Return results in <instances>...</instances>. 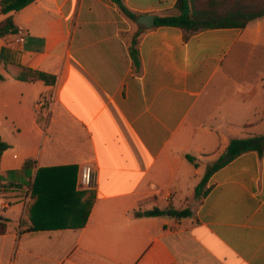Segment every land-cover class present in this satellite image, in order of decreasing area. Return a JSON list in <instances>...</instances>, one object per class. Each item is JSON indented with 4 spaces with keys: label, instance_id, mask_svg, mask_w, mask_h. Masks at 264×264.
Returning a JSON list of instances; mask_svg holds the SVG:
<instances>
[{
    "label": "crops",
    "instance_id": "1",
    "mask_svg": "<svg viewBox=\"0 0 264 264\" xmlns=\"http://www.w3.org/2000/svg\"><path fill=\"white\" fill-rule=\"evenodd\" d=\"M123 2L139 17L177 14V0ZM9 17L0 136L11 148L0 172L22 186L0 192V264H264V154L215 172L193 207L184 200L231 140L264 135V18L187 39L110 0L0 6V23ZM19 68L47 81L21 80ZM85 166L94 191L81 188ZM170 205L192 214L137 215Z\"/></svg>",
    "mask_w": 264,
    "mask_h": 264
},
{
    "label": "trees",
    "instance_id": "2",
    "mask_svg": "<svg viewBox=\"0 0 264 264\" xmlns=\"http://www.w3.org/2000/svg\"><path fill=\"white\" fill-rule=\"evenodd\" d=\"M35 0H0L1 11L4 14L11 12H18L34 2ZM122 10V12L131 20L137 22L139 16L132 13L125 5L123 0H110ZM176 15H170L165 17H158L156 19L157 27H177L181 28L186 33V38H190L198 32L214 29H245L251 22L264 18V0H209L208 4L199 8L197 0H177ZM17 27L14 23L13 17L7 18L0 23V38H3L9 34H16ZM131 58L134 62V66L139 69L141 66L140 53L138 49V41L134 39L132 41ZM22 74L19 76L21 80L27 81H47L45 74L32 71L29 69L19 68ZM7 78L0 73V83L5 82ZM11 146L3 140L0 136V163L2 155L5 151L10 149ZM249 152H257L260 156L264 154V135H259L244 139H233L229 146L221 157L213 164L207 167L206 173L196 189V198L201 200L208 192L206 186L212 177V175L223 167L233 162L236 158ZM187 159L195 164L196 158L188 155ZM34 161H28L25 164L24 169L29 170L34 166ZM22 185L15 183H3V177L0 172V192L1 189L21 188ZM89 192V191H88ZM89 207L87 217L78 228L85 226L88 215L91 212V208L94 201V194L89 193ZM167 212L172 213L173 217L178 219L188 218L191 216L189 209L178 211L169 206L166 211L154 209L153 211L138 213L140 217H159L164 216ZM7 220L2 219L0 215V235L7 232Z\"/></svg>",
    "mask_w": 264,
    "mask_h": 264
},
{
    "label": "built area",
    "instance_id": "3",
    "mask_svg": "<svg viewBox=\"0 0 264 264\" xmlns=\"http://www.w3.org/2000/svg\"><path fill=\"white\" fill-rule=\"evenodd\" d=\"M96 186L97 178L94 169L90 166H85L82 170L81 188L86 191H94Z\"/></svg>",
    "mask_w": 264,
    "mask_h": 264
},
{
    "label": "rangeland",
    "instance_id": "4",
    "mask_svg": "<svg viewBox=\"0 0 264 264\" xmlns=\"http://www.w3.org/2000/svg\"><path fill=\"white\" fill-rule=\"evenodd\" d=\"M208 1L209 0H197V5L199 8H203L208 4ZM202 179H203L202 177L201 178L199 177L198 182L201 183ZM196 189L193 190L192 188H190V189H186L184 192L185 193L184 200H188V204H190V207H193L198 201V199L196 198ZM181 197H183V195H181Z\"/></svg>",
    "mask_w": 264,
    "mask_h": 264
},
{
    "label": "water",
    "instance_id": "5",
    "mask_svg": "<svg viewBox=\"0 0 264 264\" xmlns=\"http://www.w3.org/2000/svg\"><path fill=\"white\" fill-rule=\"evenodd\" d=\"M137 23L139 25L145 26L146 28L150 29L156 25V20L155 17L152 15H144L139 17ZM171 215L172 213L169 212V216Z\"/></svg>",
    "mask_w": 264,
    "mask_h": 264
}]
</instances>
